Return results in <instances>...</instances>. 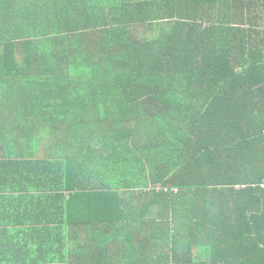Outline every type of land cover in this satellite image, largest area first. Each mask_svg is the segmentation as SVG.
<instances>
[{"label": "trees", "instance_id": "1", "mask_svg": "<svg viewBox=\"0 0 264 264\" xmlns=\"http://www.w3.org/2000/svg\"><path fill=\"white\" fill-rule=\"evenodd\" d=\"M0 19V91L47 105L73 195L98 199L72 264H264V0H0Z\"/></svg>", "mask_w": 264, "mask_h": 264}, {"label": "crops", "instance_id": "2", "mask_svg": "<svg viewBox=\"0 0 264 264\" xmlns=\"http://www.w3.org/2000/svg\"><path fill=\"white\" fill-rule=\"evenodd\" d=\"M5 24L0 19V31L11 29ZM6 80L10 85L0 91V264H72L84 245L77 225L91 224L98 199L89 192L73 195L71 167L63 165L47 128L41 127L47 105L18 102L20 81L12 75ZM28 110L34 114L24 125L41 129L22 135ZM72 233L78 235L76 247Z\"/></svg>", "mask_w": 264, "mask_h": 264}, {"label": "built area", "instance_id": "3", "mask_svg": "<svg viewBox=\"0 0 264 264\" xmlns=\"http://www.w3.org/2000/svg\"><path fill=\"white\" fill-rule=\"evenodd\" d=\"M262 186L264 187V182L262 183ZM173 190H174V191H176V189H175V188H174Z\"/></svg>", "mask_w": 264, "mask_h": 264}, {"label": "rangeland", "instance_id": "4", "mask_svg": "<svg viewBox=\"0 0 264 264\" xmlns=\"http://www.w3.org/2000/svg\"><path fill=\"white\" fill-rule=\"evenodd\" d=\"M138 36H139V33H138Z\"/></svg>", "mask_w": 264, "mask_h": 264}]
</instances>
